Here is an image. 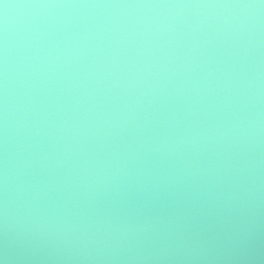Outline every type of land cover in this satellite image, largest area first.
I'll return each mask as SVG.
<instances>
[{
  "label": "clouds",
  "instance_id": "1",
  "mask_svg": "<svg viewBox=\"0 0 264 264\" xmlns=\"http://www.w3.org/2000/svg\"><path fill=\"white\" fill-rule=\"evenodd\" d=\"M0 264H264V0H0Z\"/></svg>",
  "mask_w": 264,
  "mask_h": 264
}]
</instances>
